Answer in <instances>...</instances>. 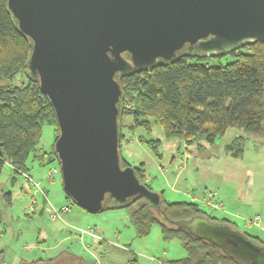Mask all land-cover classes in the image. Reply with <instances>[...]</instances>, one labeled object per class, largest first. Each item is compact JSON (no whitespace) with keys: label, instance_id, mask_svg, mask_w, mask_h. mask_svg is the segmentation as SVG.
Here are the masks:
<instances>
[{"label":"water","instance_id":"obj_1","mask_svg":"<svg viewBox=\"0 0 264 264\" xmlns=\"http://www.w3.org/2000/svg\"><path fill=\"white\" fill-rule=\"evenodd\" d=\"M4 2L28 41L29 72L54 109L63 189L90 213L140 197L162 204L161 193L122 164V77L264 41V0ZM175 223L242 264H264V247L227 223L202 214Z\"/></svg>","mask_w":264,"mask_h":264},{"label":"trees","instance_id":"obj_2","mask_svg":"<svg viewBox=\"0 0 264 264\" xmlns=\"http://www.w3.org/2000/svg\"><path fill=\"white\" fill-rule=\"evenodd\" d=\"M29 53L27 39L16 29L7 5L0 0V174L5 164L17 173H26L31 155L42 163L56 160L53 150L43 152L38 147L45 123L54 126L55 140L58 128L48 97L29 72ZM213 59L221 60L214 63ZM121 86L124 92L121 122L132 116L131 132L141 128L150 133L154 125H160L166 138L194 145L199 154L233 128L244 133L225 144V151L234 157L245 151V134L264 137L262 40L228 54L184 56L149 71L135 70L121 78ZM123 128L122 124L121 142L125 136ZM139 140L158 157L162 156L160 138L139 136ZM122 164L131 165L123 156ZM133 167L140 180L152 189L144 163ZM161 195L160 210L142 197L130 203L129 206L136 205L130 217L138 236L149 234L152 226L159 224L165 240L178 238L187 254L171 260V264H242L220 246L175 223L202 214L239 229L233 221L217 219L201 209L198 202L170 201L162 192ZM66 198L73 202L67 194ZM241 232L264 247L259 236Z\"/></svg>","mask_w":264,"mask_h":264},{"label":"rangeland","instance_id":"obj_3","mask_svg":"<svg viewBox=\"0 0 264 264\" xmlns=\"http://www.w3.org/2000/svg\"><path fill=\"white\" fill-rule=\"evenodd\" d=\"M132 122V116L123 118L120 150L131 165L144 163L152 190L170 201L198 202L206 213L228 218L241 231L264 240V137L247 135L244 153L234 157L225 144L244 133L229 128L187 159L185 144L166 138L160 125L150 133L141 128L131 132ZM139 136L160 138L162 156ZM55 137L54 126L45 123L38 147L53 150ZM27 164L26 173L5 164L0 174V264H171L187 254L178 238H163L159 224L138 236L130 217L136 205L90 213L68 200L57 159L42 163L31 155ZM226 167L238 171L232 174ZM54 168L58 173L52 176ZM210 191L217 192L205 200ZM257 215L261 226L251 222Z\"/></svg>","mask_w":264,"mask_h":264},{"label":"crops","instance_id":"obj_4","mask_svg":"<svg viewBox=\"0 0 264 264\" xmlns=\"http://www.w3.org/2000/svg\"><path fill=\"white\" fill-rule=\"evenodd\" d=\"M239 135V134H238ZM244 135V134H243ZM245 136H247L246 134H245ZM185 148H186V155H185V158H190V157H196V156H198V152L196 151V147L194 146V145H185ZM228 153V152H227ZM230 154V153H229ZM242 156V155H241ZM240 157V156H239ZM226 169L227 170H229V172L230 173H232V174H235L238 170L236 169V168H233V167H226ZM212 192V194H214V192H217V191H210L209 192V194ZM209 194L207 195V193L205 194V200H207V199H210V196H209ZM218 195H219V192L217 193V197H215V200L216 201H218L219 200V198H218ZM222 197H224L225 198V196L223 195V193H222ZM213 199V198H212ZM212 202V203H211ZM210 202V204H209V206H211V205H213V202H214V200H212ZM219 202V201H218ZM257 216H259V215H257ZM260 217V219H259V221H257V222H254L253 221V219L255 218V216L253 217V218H251V222H253V223H255V224H258V225H260L261 224V216H259ZM228 219V218H227ZM232 221V220H231ZM259 222V223H258ZM237 225V224H236ZM261 226V225H260Z\"/></svg>","mask_w":264,"mask_h":264},{"label":"built area","instance_id":"obj_5","mask_svg":"<svg viewBox=\"0 0 264 264\" xmlns=\"http://www.w3.org/2000/svg\"><path fill=\"white\" fill-rule=\"evenodd\" d=\"M57 173H58V169H57V168H54V169L51 171L50 175L55 176ZM212 195H213L212 193L209 194L210 197H212ZM53 216H54V215H53ZM259 219H260L259 216H255V218L253 219V221H254V222H257V221H259ZM88 230H89L90 232H92L91 229H88Z\"/></svg>","mask_w":264,"mask_h":264}]
</instances>
